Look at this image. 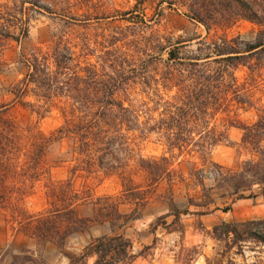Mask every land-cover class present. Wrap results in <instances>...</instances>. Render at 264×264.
<instances>
[{
	"label": "trees",
	"instance_id": "16d2710c",
	"mask_svg": "<svg viewBox=\"0 0 264 264\" xmlns=\"http://www.w3.org/2000/svg\"><path fill=\"white\" fill-rule=\"evenodd\" d=\"M190 2L191 20L205 27L208 38L198 40L200 53L191 58L180 60L170 52L161 71L158 64L153 65L152 71L140 70L141 59L131 57L129 61L121 49L113 52L122 56L119 61L89 64L86 47L72 45L63 38L53 41L47 51H35L28 58V74L14 89L16 100L40 121L59 111L63 125L50 136L40 130L32 133L29 128L32 135L23 141L19 125L0 123V217L12 230L34 239L39 247L54 243L63 250L71 235L79 231L90 235L89 229L95 223L106 221L120 227L139 219L137 209L130 216L123 215L121 204L114 205L109 197L95 198L90 187L77 189L72 179L46 184L47 207L42 212L31 213L25 208L26 199L34 195L35 184L45 174L43 161L47 150L67 138L76 144L71 170L74 177L117 176L124 191H128L127 184L130 188L138 186L137 175L149 181L151 188L168 178L174 232L181 234L185 233L181 217L187 211L178 209L173 193L177 159L201 161L202 168L197 166L192 178L204 193L206 181L213 176L214 183L233 189L239 199L249 198L246 192L264 186V109L259 111L255 124L232 125L243 132L241 149L250 152L254 159L244 163L238 172L212 161L213 150L228 142V129L219 131L218 116L234 108H252L235 71L264 52V0ZM242 21L262 30L256 43H248L241 36L230 39L218 34V30L227 31ZM257 61L261 65V59ZM30 97L35 102H25ZM136 103L143 107L150 104V129L145 127L147 123L140 124L144 125L141 135L159 137L166 148V154L159 159H146L139 151L132 125L141 121L145 109L136 108ZM10 176L19 179L22 186L9 187ZM138 190L134 188L128 193L137 198ZM92 201L94 219L81 218L79 208ZM139 201L135 199L134 204ZM260 224L264 222L223 223L215 227L213 237L218 247L206 264H240L236 257L246 258L245 244L253 239L264 247V236L258 237L251 227ZM63 254L68 264H88L90 260H94L93 264H133L138 258L133 241L114 232L92 238L79 254ZM254 264L264 263L260 260Z\"/></svg>",
	"mask_w": 264,
	"mask_h": 264
},
{
	"label": "rangeland",
	"instance_id": "374dc122",
	"mask_svg": "<svg viewBox=\"0 0 264 264\" xmlns=\"http://www.w3.org/2000/svg\"><path fill=\"white\" fill-rule=\"evenodd\" d=\"M191 17L190 0H29L27 3L0 0V123L19 125L23 141H28L27 135H32L29 128L32 133L40 130L50 136L63 125L59 111L55 110L40 121L31 111L24 109L14 95V89L28 74V58L35 51H47L53 41L63 38L72 45H84L87 61L92 65L110 59L119 61L122 56L113 52L121 49L127 54V60L131 61V57L141 59L142 63H138L140 70L152 71L153 65L158 64L161 71L170 52L180 60L200 53L198 40L208 36L205 27L192 21ZM218 31L219 35H228L230 39L244 37L253 44L262 30L256 24L242 21L227 31ZM257 59H261V65ZM235 74L246 88V97L252 108L246 111L234 108L218 116V129H228V142L216 147L212 153L214 163L232 172L240 171L244 163L254 159L250 152L241 149L243 132L232 125H253L259 119V111L264 109V52L237 68ZM25 102L35 100L30 97ZM135 106L145 109L141 121L132 125L139 151L146 159H159L166 154L159 137L149 134L142 138L141 135L144 125L140 124L147 123L145 127L150 129V104L143 107L136 103ZM75 147V141L69 138L49 147L43 161L45 174L35 184L34 195L26 199L25 208L31 213L42 212L47 207L46 184L72 179L77 189L90 187L95 198L109 197L114 205L121 204L123 215L130 216L137 209L139 219L120 227L106 221L95 223L89 229L90 235L76 232L60 250L54 243L39 247L34 239L12 230L0 217V264H68L63 253L79 254L92 238L112 235L113 232L131 237L135 253L141 257L135 264H206V259L213 257L218 247L213 237L215 227L223 223L264 222V186L254 187L252 192L245 193L249 198L239 199L233 189L214 183L213 176L206 181L204 193L192 178L195 168H202L201 161L179 158L174 166L176 182L173 193L178 209L187 211V214L181 217L185 233L174 232L175 217L171 215L168 200L171 191L168 178L151 188L149 181L137 175L135 183L138 186L130 188L127 184L128 191H124L117 176L89 178L80 174L74 177L71 170L75 165ZM7 184L9 187L22 186L13 176L9 177ZM134 188H139L137 198L128 193ZM251 195L255 197L250 198ZM135 199L140 201L134 204ZM79 216L94 219L93 201L79 208ZM251 227L258 237L264 236V225ZM245 245L246 258L237 256L238 263L254 264L260 260L264 263V247L259 241L253 239ZM193 248L196 250L192 251ZM93 263L94 260H90L88 264Z\"/></svg>",
	"mask_w": 264,
	"mask_h": 264
},
{
	"label": "crops",
	"instance_id": "0c3cea01",
	"mask_svg": "<svg viewBox=\"0 0 264 264\" xmlns=\"http://www.w3.org/2000/svg\"><path fill=\"white\" fill-rule=\"evenodd\" d=\"M154 236H155V235H154ZM130 238H131V237H130ZM154 238H155V237H154ZM156 238L158 239V236H157ZM156 238H155V239H156ZM152 244H153V243H152ZM151 246H152V245H151ZM140 259H141V257H140V258H137L136 261H135L133 264L137 263Z\"/></svg>",
	"mask_w": 264,
	"mask_h": 264
}]
</instances>
